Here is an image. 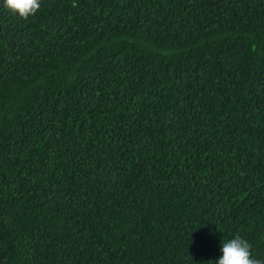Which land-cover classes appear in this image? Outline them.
I'll return each mask as SVG.
<instances>
[{
	"label": "trees",
	"instance_id": "1",
	"mask_svg": "<svg viewBox=\"0 0 264 264\" xmlns=\"http://www.w3.org/2000/svg\"><path fill=\"white\" fill-rule=\"evenodd\" d=\"M236 235L264 260V0H0V264H215Z\"/></svg>",
	"mask_w": 264,
	"mask_h": 264
},
{
	"label": "clouds",
	"instance_id": "2",
	"mask_svg": "<svg viewBox=\"0 0 264 264\" xmlns=\"http://www.w3.org/2000/svg\"><path fill=\"white\" fill-rule=\"evenodd\" d=\"M3 7L13 15L27 19L39 10L40 0H3ZM221 252L215 264H264V260L253 256L250 243L239 235L222 242Z\"/></svg>",
	"mask_w": 264,
	"mask_h": 264
}]
</instances>
